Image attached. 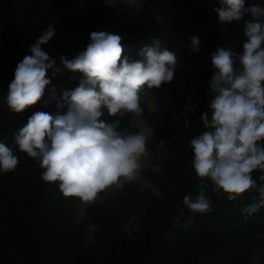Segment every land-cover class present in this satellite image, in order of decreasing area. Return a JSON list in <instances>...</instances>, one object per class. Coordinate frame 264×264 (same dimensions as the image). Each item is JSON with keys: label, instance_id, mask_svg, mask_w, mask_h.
Returning a JSON list of instances; mask_svg holds the SVG:
<instances>
[{"label": "trees", "instance_id": "trees-1", "mask_svg": "<svg viewBox=\"0 0 264 264\" xmlns=\"http://www.w3.org/2000/svg\"><path fill=\"white\" fill-rule=\"evenodd\" d=\"M141 3L159 18L150 23L126 21L120 0H0V142L19 158L14 172H0V264H251L256 253L264 250V208L252 215L243 211L255 193L229 201L226 195L218 198L209 181L205 192L212 201L210 212L193 213L184 208L181 215L178 211V206L184 207L185 195L199 194L201 179L192 166L190 141L208 130L202 114L208 112L211 118V100L203 85L197 104L186 109L185 94L176 89V82L184 77L182 70L175 69L172 82L148 91L154 99V112L142 104V115L154 129L147 145L150 164L158 169L145 167L141 176L160 196L140 189L133 180L116 194L106 191L95 202H88L89 222L96 229V244L89 249L85 248L88 223L76 226L73 221V208L81 200L64 196L59 182L43 181L39 162L15 144V135L33 113H67L63 94L78 87L84 74L69 70L61 56L75 58L94 31L121 35L124 54L131 58H139V51L155 38L175 53L178 62H186L196 52L192 37L199 38V49L223 46L243 51V22L221 24L214 11L220 6L218 0ZM247 3L264 6L262 0ZM88 4L96 6L78 15L69 10ZM50 25L55 36L42 48L55 60L47 71L52 83L40 102L24 113H15L7 105L8 86L18 62L31 55L30 46ZM212 52L199 59L198 77L209 82L215 71ZM164 89L170 92L169 100L161 94ZM58 104H64L62 112ZM101 119L106 123L119 121L118 131H139L129 125L128 115L111 117L104 112ZM261 174L254 172L253 177L259 182ZM139 213L140 232L128 234L124 225Z\"/></svg>", "mask_w": 264, "mask_h": 264}, {"label": "clouds", "instance_id": "clouds-1", "mask_svg": "<svg viewBox=\"0 0 264 264\" xmlns=\"http://www.w3.org/2000/svg\"><path fill=\"white\" fill-rule=\"evenodd\" d=\"M218 3L214 11L220 23L242 21L246 41L242 53L220 46L211 54L215 69L209 82L211 118L208 112L202 114L208 130L190 141L192 166L201 184L198 195L184 196V207L178 206L181 215L184 208L201 214L211 211L212 201L205 192L209 181L216 196L226 195L229 201L255 193L243 209L248 215L264 208V6L249 5L247 0ZM54 36L50 25L30 46L31 55L18 62L7 92L13 112L24 113L36 105L51 85L47 71L55 60L42 45ZM122 39L116 33L94 31L75 58L61 56L69 70L84 74L78 87L63 94L67 113L37 111L15 135L19 150L39 162L42 180L59 182L66 197L95 202L101 193L139 180L143 168L150 165L147 145L152 128L118 131L119 121L106 123L101 117L104 109L110 116L141 115L142 98L173 81L178 60L159 38L144 46L139 58H131L124 54ZM191 40L193 50L199 52V38ZM57 107L62 112L64 104ZM160 147L164 148L163 140ZM18 165L14 150L0 142V172H14ZM257 171L262 173L259 182L253 177Z\"/></svg>", "mask_w": 264, "mask_h": 264}, {"label": "rangeland", "instance_id": "rangeland-1", "mask_svg": "<svg viewBox=\"0 0 264 264\" xmlns=\"http://www.w3.org/2000/svg\"><path fill=\"white\" fill-rule=\"evenodd\" d=\"M264 2V0H262ZM124 9L126 11V21L131 23L137 22H146L150 23L156 21L159 18L151 8L144 6L141 3V0H120ZM95 4H88V5H74L70 7V12L72 14L78 15L85 11L86 9L95 7ZM210 51H215L214 49H199V52H195L192 54L186 62H178L176 65V70H182L184 72V77L176 82V89L178 92L185 94L186 98V109L192 110L193 107L198 102L199 97V87L201 85L207 88L208 97L210 100L212 97L209 95L210 87L209 81L201 80L198 77V73L201 70L199 65L200 57ZM163 98L165 100L170 99V92L167 89L162 90L161 92ZM146 105V108L149 112H154L155 103L152 95L147 92V94L142 98V104ZM104 112H107V109H104ZM108 114V112H107ZM128 115V123L130 126H133L140 130L142 127H150L147 125L143 115H135V114H127ZM111 117H121L120 115L111 116ZM152 128V127H150ZM153 129V128H152ZM154 131V129H153ZM153 133L149 137V140L152 138ZM148 168L150 169H158L153 165H149ZM139 184L140 189L148 190L152 194L160 196L159 191L145 178L140 176L139 180H134ZM118 189H114L111 191L112 194H116ZM140 214L136 215L135 217L131 218L125 225L124 230L128 234H135L140 232ZM73 221L76 226H78L81 222L86 221L88 223L86 227V245L85 248L89 249L95 246V234L96 229L95 227L89 222L88 217V202L81 201L80 203L76 204L73 208ZM251 264H264V250H260L256 253V255L252 258Z\"/></svg>", "mask_w": 264, "mask_h": 264}]
</instances>
